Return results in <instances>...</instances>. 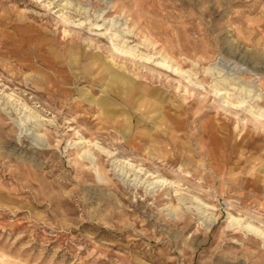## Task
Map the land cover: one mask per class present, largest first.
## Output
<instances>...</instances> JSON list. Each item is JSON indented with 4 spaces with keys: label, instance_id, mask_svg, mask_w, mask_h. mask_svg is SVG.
I'll return each mask as SVG.
<instances>
[{
    "label": "rangeland",
    "instance_id": "1",
    "mask_svg": "<svg viewBox=\"0 0 264 264\" xmlns=\"http://www.w3.org/2000/svg\"><path fill=\"white\" fill-rule=\"evenodd\" d=\"M66 1L0 0V264H264V121L230 89L264 106V0Z\"/></svg>",
    "mask_w": 264,
    "mask_h": 264
},
{
    "label": "bare ground",
    "instance_id": "2",
    "mask_svg": "<svg viewBox=\"0 0 264 264\" xmlns=\"http://www.w3.org/2000/svg\"><path fill=\"white\" fill-rule=\"evenodd\" d=\"M66 4H71V1L67 0ZM99 16H101V14H99ZM108 21H109L110 28L114 27V30L116 32H122V33L123 32H126V33L130 32V29H128V26H126V22H120L121 21L120 19L116 20L115 18H112ZM211 70H214V68L209 67L208 71H211ZM223 81H225V78L219 77L216 80V83H222ZM231 82H233V81H229L226 85L231 86L232 85ZM234 82H236V81H234ZM238 85H239V83H238ZM247 86H249V85H247ZM230 89H233V90L235 89L236 91L239 92L240 95H243L241 103L244 102L246 98H248V100H250V101L256 102L255 107L257 109L256 110L257 112L254 111L255 109L254 110L252 109L254 107V105H251V108L249 109V111L254 115V117L257 120H259V121L263 120L264 121V106L261 104L259 105V103L262 101V98H263V91L256 89L255 87H251V86L245 87V86H242V84H241V86H238V87L231 86ZM226 103H230V102L226 101ZM28 117H31V116H27V119H28ZM83 155L88 160H90V161L93 160V158L90 155L88 150H85ZM117 171H120L118 173V175L122 176L123 178L125 176H127V174H128L126 171H124V169L122 167H119ZM129 182L130 183L133 182L132 184L134 186H136V184L141 185L144 188L145 192H148V193L153 191L152 188H154V184L156 183V181H154V180H149V179L142 180L139 178V176L136 173L134 174V177L129 180ZM150 190H152V191H150ZM186 208L190 209L189 206H187ZM196 210H197V214L199 215V217L202 218L206 222V224H211L212 222H214V220H215L214 216H208V213H205L206 212L205 210H200V208L198 206H196ZM243 228L245 230L253 231V233H255V235L259 236L262 239V241L264 242V232L263 231L259 230L258 228H252V226H250L248 224H245L243 226Z\"/></svg>",
    "mask_w": 264,
    "mask_h": 264
}]
</instances>
